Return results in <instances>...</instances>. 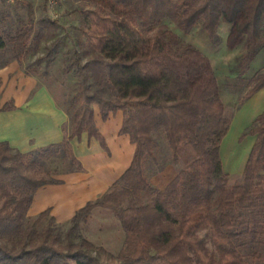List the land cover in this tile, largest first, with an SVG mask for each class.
Returning <instances> with one entry per match:
<instances>
[{
    "label": "trees",
    "instance_id": "trees-1",
    "mask_svg": "<svg viewBox=\"0 0 264 264\" xmlns=\"http://www.w3.org/2000/svg\"><path fill=\"white\" fill-rule=\"evenodd\" d=\"M83 1L88 7L80 10L81 38L63 70L74 69L77 76V91L65 104L69 133L24 153L0 142V264H101L80 230L96 208L112 211L124 232L114 264H264V111L240 134V140L254 141L240 177L229 184L219 146L231 118L224 114L212 66L191 46L180 47L163 23L171 19L186 34L200 22L214 38L221 18L233 22L242 13L237 26L245 36L244 73L264 43V0ZM56 27L53 19L29 17L13 34L0 31V54L10 45L20 61ZM57 47L55 38L37 61L52 60ZM189 55L197 60L187 61ZM194 75L203 82L193 84ZM263 87L261 69L249 79L239 106ZM94 105L102 120L122 113L119 133L134 145L128 167L101 196L75 210L62 234L49 209L27 223L35 191L59 182L46 164L59 157L81 167L73 138L86 132L106 149ZM12 108L4 104L0 111ZM157 135L178 165L161 189L146 174V163L157 157ZM44 218L46 225L37 230Z\"/></svg>",
    "mask_w": 264,
    "mask_h": 264
},
{
    "label": "rangeland",
    "instance_id": "rangeland-1",
    "mask_svg": "<svg viewBox=\"0 0 264 264\" xmlns=\"http://www.w3.org/2000/svg\"><path fill=\"white\" fill-rule=\"evenodd\" d=\"M85 7H88V4L83 0H0V31L13 34L20 27L27 25L29 17L32 18L33 22L42 18H49L57 23L56 29L52 30L53 36L44 37L37 49L23 56L20 61L15 59L10 45L0 54V107L4 104L13 105L14 107L15 101L22 100L23 96H26L30 91L33 93L40 85H44L65 112L67 99L77 91V76L74 69H71L66 74L63 70L72 57L73 51L77 49L76 40L81 38V33L78 29L80 10ZM243 20L244 16L242 13L233 22H228L221 18L215 30L214 38H210L207 35L201 28L200 22L185 34L179 30L173 20L165 19L163 21L166 29L177 36L180 47L189 45L194 50L201 52L204 58L210 62L218 83V96L225 108L224 114L231 119H233L234 112L242 106H239V103L248 89L249 79L256 71L264 69L263 43L257 48L247 70L244 73L241 72V56L245 50V36L239 33L237 25ZM262 30L264 38V21ZM55 38L58 39V47L53 52V59L44 58L41 61H37L38 58L45 55ZM85 59L83 58L82 62ZM186 59L187 61L197 60L193 55L187 56ZM191 81L193 84H200L203 82V76H191ZM31 92L30 94H32ZM93 107L96 120L99 122L98 108L96 105ZM65 116L66 121L62 126L63 137L65 133H69L70 125V118L66 112ZM238 127L237 123H233V128L231 124V133L228 134L225 143L223 142L224 138L221 140L219 146V155L225 168L228 165V158L236 153L238 155V165L237 163L234 165L236 167L240 165L239 171L228 174L229 184H232L240 177V170H242L240 168H242V164L245 162L246 155L249 153L253 142L250 136H246L237 145L235 136ZM114 136V139H116L114 141L119 140L118 134ZM122 136L129 139L126 134H122ZM157 139L159 143L157 157L155 160H148L146 163V174L150 183L154 187L161 189L175 175L178 165L171 162L167 151L168 145L163 140V137L157 135ZM106 156L112 157L111 153ZM79 163L81 165L80 168L70 164L67 160L55 157L46 164V170L48 169L59 180L57 183L60 184L64 183V178L77 179L76 181L79 184L85 181L82 177L89 180H100V177H98L99 173L97 175V172H93L94 167L90 166L87 169L82 166L80 161ZM115 174L116 172L112 177ZM104 192L96 194L93 199L88 201L97 199ZM80 202L79 200L72 202L68 206L69 208L65 206L58 207V211L61 214L58 217H54L49 212V215L55 218L54 227L56 231L62 234L70 226L72 215L68 217L67 213L74 208L75 210L80 208H76ZM36 208L37 206H29L27 223H32L37 215L44 210H37ZM47 218L39 222L37 230L46 225ZM80 230L83 237L95 247L90 253L97 258L99 263L114 264L117 262L116 257L123 246L124 232L112 211L102 208L94 209L90 216L81 223ZM97 248L101 250H96ZM246 264H261V261H247Z\"/></svg>",
    "mask_w": 264,
    "mask_h": 264
},
{
    "label": "crops",
    "instance_id": "crops-1",
    "mask_svg": "<svg viewBox=\"0 0 264 264\" xmlns=\"http://www.w3.org/2000/svg\"><path fill=\"white\" fill-rule=\"evenodd\" d=\"M30 92L23 96L22 100L15 101L14 108L0 111V142L6 141L10 147L22 153L60 142L63 139L62 126L66 121L65 112L57 104L46 86L40 85L33 93L31 92L32 94ZM263 111L264 87L254 93L234 112L224 139L222 138L223 142L225 143L228 134L231 133L233 123H237L239 127L235 142L239 145L242 141L239 139L241 132ZM121 120L120 111L110 115L106 120H102L100 117L99 122L95 116V124L104 138L106 149L101 147L97 139L89 137L86 132L81 133L79 138H73L70 142L77 160L81 162L84 168L94 167L93 172H97V175L99 173L100 180H89L82 177L85 181L79 184L77 179L64 178L63 184L43 185L35 191L30 204L31 207L37 206V210L49 209L54 217H58L61 215L58 207L69 208L68 206L72 202L79 200L81 202L76 207L78 208L89 199H93L96 194L104 192L128 166L134 150V145L129 139L119 133ZM117 134L119 140L114 141L116 140L114 135ZM250 137L254 141V136ZM108 153H111L112 157H107ZM228 160L226 168L222 164L224 172L229 174L239 171L240 165L237 167L234 165L235 163L238 165L237 153L231 155ZM245 162L240 169L243 170ZM242 170H240L241 173ZM115 172V176L112 177ZM74 212L75 208L69 210L67 216L70 217Z\"/></svg>",
    "mask_w": 264,
    "mask_h": 264
}]
</instances>
